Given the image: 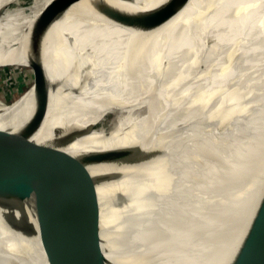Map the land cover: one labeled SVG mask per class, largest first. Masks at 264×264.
Instances as JSON below:
<instances>
[{
  "label": "bare ground",
  "instance_id": "bare-ground-1",
  "mask_svg": "<svg viewBox=\"0 0 264 264\" xmlns=\"http://www.w3.org/2000/svg\"><path fill=\"white\" fill-rule=\"evenodd\" d=\"M13 1L0 0V63L41 74L0 106L10 171L23 164L16 153L101 151L89 167L99 178L92 260L224 264L264 166V0H74L57 15L45 13L53 0H33L26 15L6 12ZM107 6L155 10L124 26L102 14ZM43 82L47 99L35 107ZM96 122L89 134L69 132ZM135 142L133 159L115 161ZM239 186L243 200L221 211ZM25 203L19 217L0 206V264H46Z\"/></svg>",
  "mask_w": 264,
  "mask_h": 264
},
{
  "label": "water",
  "instance_id": "water-1",
  "mask_svg": "<svg viewBox=\"0 0 264 264\" xmlns=\"http://www.w3.org/2000/svg\"><path fill=\"white\" fill-rule=\"evenodd\" d=\"M73 1L53 0V10L45 13L57 15L54 7L65 9ZM154 10L131 14L108 6L101 7L102 14L124 26L136 25ZM45 89V82L37 87L35 107L41 106L47 99ZM96 126L97 122L85 129L70 128L69 132L73 137H79L89 134ZM11 142L9 136L0 134V206L9 208L6 210L18 216L14 213H19L22 205H27L26 200L30 202L34 230L46 264H99L91 259L88 251L89 247L96 245L93 227L98 211L96 183L99 180L92 175L89 167L103 162L101 151L77 153L48 149L30 156L16 153L15 158L23 160V164L10 171L3 152ZM130 146V152L120 151L121 157L115 161L127 156L125 162L133 159L140 144L135 142ZM39 159H45V162ZM257 175L248 225L239 247L224 264H264V166Z\"/></svg>",
  "mask_w": 264,
  "mask_h": 264
},
{
  "label": "rangeland",
  "instance_id": "rangeland-1",
  "mask_svg": "<svg viewBox=\"0 0 264 264\" xmlns=\"http://www.w3.org/2000/svg\"><path fill=\"white\" fill-rule=\"evenodd\" d=\"M33 0H14L6 8V12L18 11L21 14H28L32 7ZM39 0H37L38 2ZM34 6L33 8H35ZM27 9V10H26ZM30 10V11H29ZM28 11V12H27ZM19 13V14H20ZM18 14V13H17ZM36 24H32L28 29V35L33 30ZM28 40V36H27ZM26 40V42H27ZM26 46V43H25ZM25 50V48H24ZM39 58L44 61V49L43 47L37 53ZM5 61V60H4ZM3 62V61H2ZM5 63V62H4ZM41 74V70L35 66H23V65H4L0 63V106H8L14 101H16L21 95H23L27 89L35 82L37 77ZM115 113H107L104 117L103 123L111 127L115 123ZM102 123V124H103ZM244 187L239 186L232 189L227 197H225L223 204L221 206V211H231L235 206H237L244 198Z\"/></svg>",
  "mask_w": 264,
  "mask_h": 264
}]
</instances>
